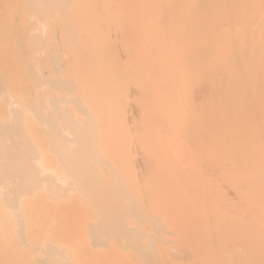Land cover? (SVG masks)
I'll return each instance as SVG.
<instances>
[{
  "label": "bare ground",
  "instance_id": "6f19581e",
  "mask_svg": "<svg viewBox=\"0 0 264 264\" xmlns=\"http://www.w3.org/2000/svg\"><path fill=\"white\" fill-rule=\"evenodd\" d=\"M0 264H264V0H0Z\"/></svg>",
  "mask_w": 264,
  "mask_h": 264
}]
</instances>
